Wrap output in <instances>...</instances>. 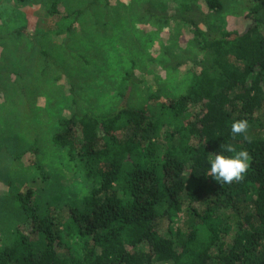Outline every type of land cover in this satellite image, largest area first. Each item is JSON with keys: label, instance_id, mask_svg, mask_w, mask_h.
Listing matches in <instances>:
<instances>
[{"label": "trees", "instance_id": "trees-1", "mask_svg": "<svg viewBox=\"0 0 264 264\" xmlns=\"http://www.w3.org/2000/svg\"><path fill=\"white\" fill-rule=\"evenodd\" d=\"M242 1L249 20L242 31L211 24L202 28L185 19L209 57L192 60L194 73L185 91L158 104L177 117L196 108L165 132L167 143L160 140L156 113L126 102L106 113L73 111L58 119L53 143L68 150L92 186L65 211L54 196L43 204L30 186L12 194L23 216L16 223L23 220L13 229V239L0 244V264H264V0ZM98 4L88 0L61 13L53 3L49 13L79 18ZM108 4L103 0L102 8ZM204 5L207 11L224 7L223 0H204ZM14 35L28 33L21 27L3 38L10 43ZM34 37L26 59L39 51ZM85 58L80 57L81 74L90 68L95 76L100 68ZM9 71L0 70V79ZM126 80L133 83L132 72ZM71 87L74 92L76 85ZM240 119L248 121V129L233 135L231 125ZM123 128L127 137L120 133ZM223 144L250 153L240 181L219 183L208 175V158ZM38 153L34 146L26 151L36 172L42 171ZM8 206L0 204V227L10 221ZM181 213L191 227L186 235L174 227ZM162 218L168 221L165 234L158 228ZM223 235L230 240L218 241ZM71 238L81 243V261L60 255Z\"/></svg>", "mask_w": 264, "mask_h": 264}, {"label": "rangeland", "instance_id": "rangeland-1", "mask_svg": "<svg viewBox=\"0 0 264 264\" xmlns=\"http://www.w3.org/2000/svg\"><path fill=\"white\" fill-rule=\"evenodd\" d=\"M98 1L90 14L63 19L50 15L53 3L64 13L88 0H0V70L7 67L11 71L0 79V204H9L10 218L0 227V244L13 239V229L23 220L16 223L22 216L12 203L16 191L33 187L43 204L54 196L65 211L69 202L80 201L92 186L83 170L73 165L68 150L53 143L58 119L73 111L106 113L126 102L155 112L160 140L167 143L165 132L189 119L196 108L177 117L159 110L158 104L185 91L194 73L192 60L209 57L199 48L198 37L185 19H193L202 28L211 24L240 31L249 21L242 0H223L224 7L217 11H207L204 0H109L106 9L103 0ZM21 27L28 36L14 35L6 43L3 37ZM32 36L39 51L26 59ZM83 55L100 68L95 76L90 68L81 74ZM63 67L68 72H62ZM128 72H132L131 84L126 80ZM72 84L76 85L74 92ZM127 132L120 130L124 137ZM31 146L39 152L42 171L29 166L26 151ZM185 220L181 213L174 225L184 235L191 228ZM158 228L167 233L168 221L162 218ZM199 236L204 238L203 231ZM220 240H230V235ZM34 241L39 244L40 238ZM59 252L82 260L77 238H71Z\"/></svg>", "mask_w": 264, "mask_h": 264}, {"label": "clouds", "instance_id": "clouds-1", "mask_svg": "<svg viewBox=\"0 0 264 264\" xmlns=\"http://www.w3.org/2000/svg\"><path fill=\"white\" fill-rule=\"evenodd\" d=\"M248 126L246 119L236 120L231 125V133L233 135L245 133ZM221 147V152H217L208 158L210 165L208 175H211L219 183L242 180L249 168L250 153L247 149H237L232 144H223ZM225 153H231V155Z\"/></svg>", "mask_w": 264, "mask_h": 264}]
</instances>
